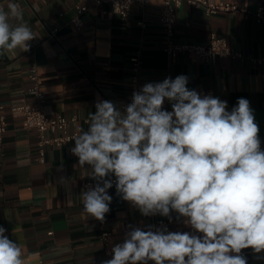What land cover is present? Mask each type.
I'll use <instances>...</instances> for the list:
<instances>
[{"label":"crops","instance_id":"obj_1","mask_svg":"<svg viewBox=\"0 0 264 264\" xmlns=\"http://www.w3.org/2000/svg\"><path fill=\"white\" fill-rule=\"evenodd\" d=\"M228 1L254 12L258 0ZM15 2L36 38L28 51L0 55V104L6 115V130L0 143V226L16 241L25 264H101L104 260L99 239L100 221L83 210L80 193L90 169L81 168L70 149L74 139L61 146L46 145L40 162L37 134L23 126V114L11 108L32 101L27 93L31 81L28 67L36 63L43 79L42 109L49 116H76L70 131L88 127V113L97 100L112 101L120 107L129 91V57L141 51L140 87L178 75L189 78L190 89L212 87L215 97L227 102L231 111L239 98H246L254 110L264 149V24L254 16L237 12L206 15L183 3L175 11L173 39L179 43H206L211 33L225 36L239 50L241 58L220 57L215 63L194 62L187 53L169 56L163 52L161 3L134 2L122 18L108 3L92 0H0ZM78 3L92 6L77 28L71 21ZM144 19L145 25L137 23ZM54 31L53 34L51 32ZM164 108L171 111L165 101ZM64 178V182H61ZM92 184L95 181L92 180ZM113 197L104 227L113 232L112 245L122 242L128 225H152L161 216L143 217L129 202L109 189ZM169 231L187 226L175 220ZM248 264H264L251 249L243 250Z\"/></svg>","mask_w":264,"mask_h":264},{"label":"clouds","instance_id":"obj_2","mask_svg":"<svg viewBox=\"0 0 264 264\" xmlns=\"http://www.w3.org/2000/svg\"><path fill=\"white\" fill-rule=\"evenodd\" d=\"M0 6V55L28 51L36 38L20 5ZM178 75L134 90L117 106L97 100L71 153L95 184L80 193L83 210L104 222L115 189L143 217L182 222L128 225L101 264H248L264 258V149L249 100L202 95ZM165 101L171 111L164 108ZM114 177V180H113ZM64 182V178H61ZM0 226V264H25L20 245Z\"/></svg>","mask_w":264,"mask_h":264},{"label":"built area","instance_id":"obj_3","mask_svg":"<svg viewBox=\"0 0 264 264\" xmlns=\"http://www.w3.org/2000/svg\"><path fill=\"white\" fill-rule=\"evenodd\" d=\"M150 1H159L162 5L160 12V21L163 26V47L162 50L169 56H175L178 53L185 52L194 62L202 61L207 64H213L220 57L241 58L243 54L232 47L225 36L211 33L206 43H179L173 39L175 11L183 3L201 9L206 15H212L218 12H237L240 11L245 15H252L258 22L264 24V0H258L254 12H251L247 7H239L235 3L228 1H212V0H92L94 5L108 3L114 13L122 18H125L130 13V6L137 2L145 5ZM92 6L85 3H78L74 7L72 23L80 28L83 23V14L91 11ZM137 23L141 26L145 25L144 19H140ZM54 29L51 34L54 33ZM264 57L253 58V61L260 62ZM130 74H129V91L125 99L120 103V106L131 102V95L134 90L140 88L139 77L141 69V51L138 49L130 57ZM28 74L31 81L27 93L32 97V101L25 102L20 105L13 106L12 110L20 111L23 114V126L32 128L37 134V150L40 162L44 161V151L46 145L61 146L63 143L74 139L78 134L76 131L69 130L71 121L76 120V116L66 117L63 115L49 116L42 109L45 100L43 91V79L41 72L36 63H32L28 67ZM202 95H212L215 97V90L212 87L197 90ZM6 130V115L4 107L0 104V143L3 134ZM114 180V177H113ZM92 184V180H87L85 185ZM115 185V184H114ZM113 185V186H114ZM105 222V221H104ZM104 222H100L101 231L99 239L103 248V257L111 258V248L113 232L104 227ZM169 223L166 219H155L152 225L160 226ZM143 227L141 224L135 225ZM128 230V226L123 229ZM183 231H191L189 227Z\"/></svg>","mask_w":264,"mask_h":264}]
</instances>
